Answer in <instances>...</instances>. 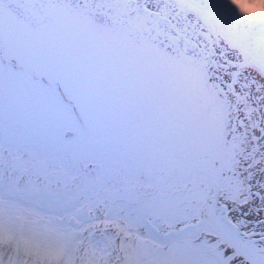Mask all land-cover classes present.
<instances>
[{"label": "snow or ice", "instance_id": "1", "mask_svg": "<svg viewBox=\"0 0 264 264\" xmlns=\"http://www.w3.org/2000/svg\"><path fill=\"white\" fill-rule=\"evenodd\" d=\"M254 200L264 0H0V264H264Z\"/></svg>", "mask_w": 264, "mask_h": 264}, {"label": "rangeland", "instance_id": "2", "mask_svg": "<svg viewBox=\"0 0 264 264\" xmlns=\"http://www.w3.org/2000/svg\"><path fill=\"white\" fill-rule=\"evenodd\" d=\"M259 203V204H257ZM260 205V201H255L252 206L250 204L243 207H234L231 211V217L235 220L245 221V227L241 228V231L255 230L257 232L264 230V223H258V221L264 220V213L258 212L256 209Z\"/></svg>", "mask_w": 264, "mask_h": 264}, {"label": "bare ground", "instance_id": "3", "mask_svg": "<svg viewBox=\"0 0 264 264\" xmlns=\"http://www.w3.org/2000/svg\"><path fill=\"white\" fill-rule=\"evenodd\" d=\"M255 201H259V200H254L252 203H250V206H252L253 205V203L255 202ZM257 204H259V203H257ZM234 220V219H233Z\"/></svg>", "mask_w": 264, "mask_h": 264}]
</instances>
